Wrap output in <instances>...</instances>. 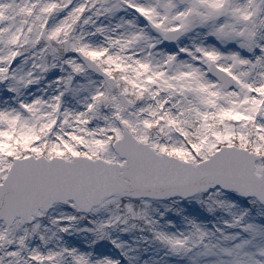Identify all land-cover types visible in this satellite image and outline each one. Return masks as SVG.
<instances>
[{
    "label": "snow or ice",
    "instance_id": "6c2138e0",
    "mask_svg": "<svg viewBox=\"0 0 264 264\" xmlns=\"http://www.w3.org/2000/svg\"><path fill=\"white\" fill-rule=\"evenodd\" d=\"M149 261L264 264V0H0V264Z\"/></svg>",
    "mask_w": 264,
    "mask_h": 264
},
{
    "label": "rangeland",
    "instance_id": "374dc122",
    "mask_svg": "<svg viewBox=\"0 0 264 264\" xmlns=\"http://www.w3.org/2000/svg\"><path fill=\"white\" fill-rule=\"evenodd\" d=\"M255 209H253V213H255ZM211 219V218H209ZM208 227H211V223L208 224ZM146 235V233H145ZM138 237V233L133 231L130 234H125L121 237V239H123L124 241H126L129 245H135L136 240ZM146 247V245H141V251L138 253L140 256V261H144V260H149L150 256H153L155 253H153L151 250H149L148 252H144L142 249ZM163 253H159L158 255H162ZM149 264H151V261H149ZM181 264H183V262H181Z\"/></svg>",
    "mask_w": 264,
    "mask_h": 264
}]
</instances>
